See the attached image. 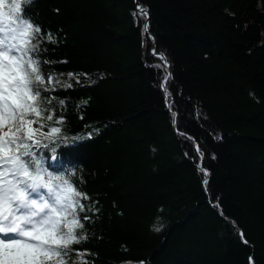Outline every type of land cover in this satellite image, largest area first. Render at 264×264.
<instances>
[{"label":"trees","instance_id":"trees-1","mask_svg":"<svg viewBox=\"0 0 264 264\" xmlns=\"http://www.w3.org/2000/svg\"><path fill=\"white\" fill-rule=\"evenodd\" d=\"M26 12L56 36L44 58L70 87L53 96L84 138L51 168L72 166L93 206L73 245L86 264H264V0H33Z\"/></svg>","mask_w":264,"mask_h":264},{"label":"snow or ice","instance_id":"snow-or-ice-1","mask_svg":"<svg viewBox=\"0 0 264 264\" xmlns=\"http://www.w3.org/2000/svg\"><path fill=\"white\" fill-rule=\"evenodd\" d=\"M32 2L0 0V264H86L85 252L73 245L87 240L93 206L75 172L51 168L60 148L72 150L84 138L68 133L66 101L53 96L70 85L44 58L42 44L57 39L26 12ZM194 150L202 159L198 144Z\"/></svg>","mask_w":264,"mask_h":264},{"label":"water","instance_id":"water-1","mask_svg":"<svg viewBox=\"0 0 264 264\" xmlns=\"http://www.w3.org/2000/svg\"><path fill=\"white\" fill-rule=\"evenodd\" d=\"M139 9H143L144 12L149 13V11L146 8H141L140 6H138ZM164 56V60L167 62V65L171 68V62L166 58V56L163 54ZM158 57H160V54H158ZM170 74H172V72L170 71Z\"/></svg>","mask_w":264,"mask_h":264},{"label":"bare ground","instance_id":"bare-ground-1","mask_svg":"<svg viewBox=\"0 0 264 264\" xmlns=\"http://www.w3.org/2000/svg\"><path fill=\"white\" fill-rule=\"evenodd\" d=\"M59 162V161H58ZM55 163V162H54ZM62 163V162H61ZM67 165V164H66ZM68 167H69V169H71L72 168V166H70V165H67Z\"/></svg>","mask_w":264,"mask_h":264}]
</instances>
